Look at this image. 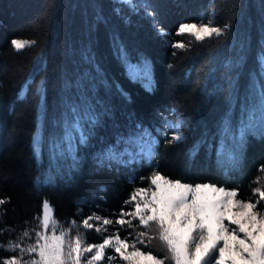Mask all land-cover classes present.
Wrapping results in <instances>:
<instances>
[{
  "label": "trees",
  "instance_id": "1",
  "mask_svg": "<svg viewBox=\"0 0 264 264\" xmlns=\"http://www.w3.org/2000/svg\"><path fill=\"white\" fill-rule=\"evenodd\" d=\"M143 2L0 0V258L17 254L8 245L25 230L40 231L44 202L66 230L76 223L73 236L79 230L96 245L118 228L125 238L127 225L102 221L130 211L124 201L154 171L238 189L241 198L262 184L264 0H147L165 38L134 7ZM209 21L228 27L203 41L177 34L181 23ZM14 39L30 46L18 52ZM145 70L150 87L133 75ZM142 135L153 138L151 157L104 158L110 148L137 153ZM89 216L94 227L85 229ZM142 250L166 249L153 239ZM114 254L107 248L98 264H115Z\"/></svg>",
  "mask_w": 264,
  "mask_h": 264
},
{
  "label": "snow or ice",
  "instance_id": "2",
  "mask_svg": "<svg viewBox=\"0 0 264 264\" xmlns=\"http://www.w3.org/2000/svg\"><path fill=\"white\" fill-rule=\"evenodd\" d=\"M128 2L131 3V0ZM134 7L144 9L146 16L152 20L153 28L162 38L170 35L150 11L151 5L147 0ZM211 23L201 22L200 26L196 23H181L177 34L189 33L196 40L203 41L213 35L219 36L228 27L210 26ZM12 45L18 52L30 46L20 39H14ZM173 46L183 48L184 44ZM133 75L137 79L142 75L146 85L151 86L146 70L134 72ZM258 107L259 120L264 125V87L259 92ZM255 111H247L249 125L256 119ZM167 126L174 130V140L181 139L179 122ZM140 141L139 151L135 154L127 150L122 154L110 148L104 158L108 162H128L151 157L154 154L152 138L142 135ZM230 159L235 161L237 157L230 156ZM261 170H264V165H261ZM140 180L142 183L147 182L149 187L134 189L129 199L124 201V205L131 210L126 212L122 206L118 213L119 219L115 222L111 219L102 221L104 225H127L128 228L123 229L126 231L124 239L120 238L121 229L118 228L115 235H109L98 246L86 245L85 233L77 230L73 236L71 229H78L74 221L66 230L58 220L42 211L36 217L40 231L35 228L31 232L25 230L17 242H9L8 247L18 252L8 259L0 258V264H82V261L83 264H96L105 259L106 248L114 249V253L128 264H264V211H257L258 205L264 210V190L260 187L253 189V197H259L253 203V197L247 195L244 200H237L238 189L225 190L224 187L217 188L214 183H197L193 186L181 183L179 179H168L157 171ZM47 207V202H44L42 208ZM92 219V216L82 219L85 229L94 227L89 223ZM95 220L100 221V217L96 216ZM95 230L100 231L99 228ZM25 237L33 238V242L30 246L22 247L21 241ZM153 239L162 241L166 250L156 255L151 250H142ZM137 244L141 247H137ZM93 249H96L94 254ZM85 253L92 255L85 256ZM112 259L108 257L109 262Z\"/></svg>",
  "mask_w": 264,
  "mask_h": 264
},
{
  "label": "rangeland",
  "instance_id": "3",
  "mask_svg": "<svg viewBox=\"0 0 264 264\" xmlns=\"http://www.w3.org/2000/svg\"><path fill=\"white\" fill-rule=\"evenodd\" d=\"M185 23H196L198 26H200L201 25V22H185ZM203 23H205V22H203ZM210 26H212V25H210ZM153 139V138H152ZM161 174V173H160ZM162 176H164V177H166V178H168V179H171V178H169V177H167V176H165V175H163V174H161ZM173 180H175V179H173ZM181 181V183H190V182H186V181H183V180H180ZM205 183H211V182H205ZM261 185H260V188L262 189V190H264V175H263V177H262V180H261ZM190 184H192L193 186H195V184H197V183H190ZM216 185V187L217 188H219V187H224L225 188V190H233L234 188H228V187H225V186H220V185H217V184H215ZM149 187V185L148 186H146V187H142V188H148ZM257 197H258V195H257ZM259 198V197H258ZM236 199L237 200H244V198H241V197H239V195H237V197H236ZM245 202H248L247 200H245ZM251 202H253L254 203V201H251ZM47 204H48V207L47 208H44L43 209V212H47L48 214H49V216H51V217H54V210H53V207H52V205L49 203V202H47ZM234 211H235V209H234ZM257 211H262L261 209H259L258 207H257ZM55 218V217H54ZM55 220H56V218H55ZM226 223H227V221H226ZM99 226V225H98ZM233 227H235V226H233ZM50 234V233H49ZM57 235H59V230L57 231ZM115 235V234H114ZM242 235V234H241ZM122 239V238H121ZM129 242L131 243V240H129ZM155 243H156V248H164V245H163V242L162 241H159L158 239H155ZM97 246L99 245V244H96ZM139 244H137V247H140V246H138ZM107 249V248H106ZM105 249V250H106ZM95 250L96 249H93V253L92 254H94V252H95ZM129 251H131V249H129ZM92 254H89L88 256L90 257ZM104 254H105V252H104ZM153 255H156V254H154L153 253ZM114 256H116V254H114ZM100 261H98V262H96V264H98ZM113 263H115V264H128V262H125V261H122L121 259H120V257H119V254H117V258H114L113 259ZM82 264H83V261H82Z\"/></svg>",
  "mask_w": 264,
  "mask_h": 264
}]
</instances>
